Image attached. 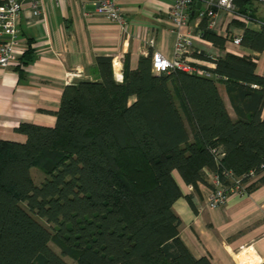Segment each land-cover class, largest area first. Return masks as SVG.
I'll return each mask as SVG.
<instances>
[{
    "label": "trees",
    "instance_id": "1",
    "mask_svg": "<svg viewBox=\"0 0 264 264\" xmlns=\"http://www.w3.org/2000/svg\"><path fill=\"white\" fill-rule=\"evenodd\" d=\"M199 29L224 47L204 21ZM241 44L263 51L264 25L245 28ZM194 55L226 77L236 119L212 78L153 74L148 54L135 69L125 61L118 82L111 57L98 56L99 80L65 85L53 126L24 122L25 141L0 139V264H212L180 237L172 172L194 186L208 183L205 169L253 179L248 191L264 183V76L245 55ZM32 168L45 174L39 183Z\"/></svg>",
    "mask_w": 264,
    "mask_h": 264
},
{
    "label": "crops",
    "instance_id": "2",
    "mask_svg": "<svg viewBox=\"0 0 264 264\" xmlns=\"http://www.w3.org/2000/svg\"><path fill=\"white\" fill-rule=\"evenodd\" d=\"M20 1L22 10L17 28L19 41L25 47L17 60L0 68L2 140L25 141L26 136L16 130L24 122L53 126L65 85L79 80H99L98 56L111 57L113 76L118 82L122 81L125 61L129 69H135L141 56L155 51L169 58L173 56L176 38L168 18L171 0H111L125 18L123 27L96 12L90 0H41L38 16L32 14L31 0ZM239 3L241 9L264 22V4L258 0ZM262 27L254 22L230 21L220 12L213 31L225 39L224 47L214 46L203 38L194 41L190 57L201 67L214 68L213 61L196 57L195 50L213 58L226 52L245 55L254 62L255 72L264 76V50L231 43L234 36H242L245 28L260 32ZM27 49L28 57L22 58ZM116 72H120L121 80L116 78ZM220 76L211 78L229 116L236 119L237 113L226 91V77ZM135 99V95L129 96L128 104ZM261 117L264 118V104ZM187 127L192 137V130ZM35 169H31L33 177ZM204 173L208 183L198 182L194 186L186 184L177 170L172 172L183 194L172 205L181 221V239L193 256H207L212 264H264V183L247 194H232L223 205L211 209L205 204L204 196L213 184L214 174L207 169ZM252 180L247 181L248 185Z\"/></svg>",
    "mask_w": 264,
    "mask_h": 264
},
{
    "label": "built area",
    "instance_id": "3",
    "mask_svg": "<svg viewBox=\"0 0 264 264\" xmlns=\"http://www.w3.org/2000/svg\"><path fill=\"white\" fill-rule=\"evenodd\" d=\"M83 1V0H81ZM95 6L96 12L105 15L109 20L118 23L121 27L125 24V18L115 2L111 0H90ZM201 6L197 17L193 20L192 10L196 2ZM238 1L241 0H171L168 10V18L173 26L175 33V45L172 57H166L158 51L151 53V70L155 74L181 70L187 73H195L205 77L221 78L204 69L200 65L193 63L190 54L193 49L194 41H202L203 33L199 29L200 21H204L207 29L214 30L217 27L220 12H224L228 19L238 20L243 23L261 22L253 18L249 11L241 9ZM264 4V0H258ZM41 0H31L32 14H41ZM22 10L20 0H0V68L11 65L20 56L25 45L19 41L17 23ZM192 15V16H191ZM234 45H240L241 36H234L231 40ZM150 44H153L151 41ZM200 53L201 50H195ZM121 80V75L116 77ZM222 154V153H221ZM223 179L219 174L214 173L213 184L208 187L204 201L205 204L213 209L223 205L228 196L232 194L244 195L249 191L248 183L242 177L235 176L231 171H223ZM253 176V172H250Z\"/></svg>",
    "mask_w": 264,
    "mask_h": 264
},
{
    "label": "rangeland",
    "instance_id": "4",
    "mask_svg": "<svg viewBox=\"0 0 264 264\" xmlns=\"http://www.w3.org/2000/svg\"><path fill=\"white\" fill-rule=\"evenodd\" d=\"M37 170L36 173H35V177H34V180L36 183H39L41 180H43L45 174L39 170V169H35ZM229 171V170H228ZM233 173V172H232ZM214 174V173H213ZM236 176V175H235ZM50 246L56 251V252H59L58 248L53 244V243H50ZM64 259L69 263V264H76L75 261H73L72 259H70L69 257H64Z\"/></svg>",
    "mask_w": 264,
    "mask_h": 264
},
{
    "label": "water",
    "instance_id": "5",
    "mask_svg": "<svg viewBox=\"0 0 264 264\" xmlns=\"http://www.w3.org/2000/svg\"><path fill=\"white\" fill-rule=\"evenodd\" d=\"M200 6H201V3H200L199 1L196 2L194 10H192V12H191V14H192L194 17H197L198 10H199Z\"/></svg>",
    "mask_w": 264,
    "mask_h": 264
},
{
    "label": "bare ground",
    "instance_id": "6",
    "mask_svg": "<svg viewBox=\"0 0 264 264\" xmlns=\"http://www.w3.org/2000/svg\"><path fill=\"white\" fill-rule=\"evenodd\" d=\"M120 74V72H116V75L118 76Z\"/></svg>",
    "mask_w": 264,
    "mask_h": 264
}]
</instances>
